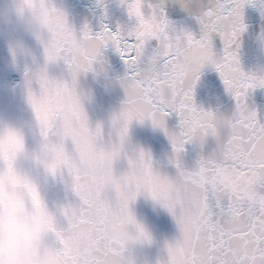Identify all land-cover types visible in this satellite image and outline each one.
Listing matches in <instances>:
<instances>
[{"label": "clouds", "instance_id": "9594fccd", "mask_svg": "<svg viewBox=\"0 0 264 264\" xmlns=\"http://www.w3.org/2000/svg\"><path fill=\"white\" fill-rule=\"evenodd\" d=\"M61 12L65 13L56 0L0 2V34L7 35L12 67L21 73L14 89L18 115H0V264H85L97 251L102 252L104 264H162L159 256L153 259L148 251L155 240L147 217L132 206L144 196L165 208L152 194L164 186L165 179L174 177L162 173L151 151L132 146L130 126L135 121L141 127L164 130L166 121L162 128L152 112L143 111L125 124L115 118L118 111L93 124L85 107L92 95L80 87L82 73L73 93L87 117L84 125L68 95L44 86L45 75L49 81L71 82L68 69L67 78L49 71L50 65L58 64L48 60V53L53 35H61ZM131 40L138 77L146 83L160 81L157 95L161 98L170 93L168 81H187L195 74L200 78L205 68L215 69L221 56L211 38L198 37L189 27L177 26L150 8L133 26ZM257 45L259 58H264V30ZM72 48L86 54L89 44L74 41ZM240 49L238 39L234 72L253 85L250 92L264 89V63L246 70ZM252 110L246 100L239 107L235 104L227 116L195 102V109L183 118V130L191 142L203 144L210 138L218 155L241 153L246 141L238 121ZM69 164L105 192V198L90 203L86 213L67 171ZM226 179L209 171L200 174L196 183L218 190L226 186ZM57 185H63V196L50 198ZM109 203L125 207L112 213ZM188 211L189 204L180 201L168 210L174 220ZM228 256L229 264H264V256L244 236L234 241Z\"/></svg>", "mask_w": 264, "mask_h": 264}, {"label": "snow or ice", "instance_id": "6c2138e0", "mask_svg": "<svg viewBox=\"0 0 264 264\" xmlns=\"http://www.w3.org/2000/svg\"><path fill=\"white\" fill-rule=\"evenodd\" d=\"M252 2L214 0L212 7L203 12L198 21L203 26L202 34L205 37L211 38L213 33H219L221 37L224 47L215 70L237 107L246 102L253 87L233 70L234 50L246 28L244 6ZM121 4L126 6L130 18L142 20L143 0H121ZM148 7L154 13L165 15L158 6L149 4ZM60 15L61 35H53L48 60L53 63L63 62L71 74V82L49 81L45 75L43 84L68 95L84 125L87 124V117L74 96L73 87L80 74L93 70V65L103 54L102 50L109 45L119 53L126 66L125 74L119 80L125 98L115 118L128 124L141 112L150 111L157 117L156 123L164 128L170 113L179 117L178 131L169 134L164 129L172 144V163L176 166L177 174L172 179H165L164 186L152 195L169 211L176 201L187 202L189 211L187 215L176 218L180 234L173 242H166L167 259L162 264H229V249L241 236L251 240L257 251L264 256V122L260 121L256 110L253 109L247 118L238 121L241 138L246 141L243 152L201 156L196 167L187 170L182 167L180 158L185 144L190 143L192 138L183 130V118L195 109L194 89L199 75L195 74L187 81H168L170 93L161 98L157 95L160 81L146 83L137 75L131 40L133 27L127 30L117 27L113 32L107 25H102L100 31L93 32L85 24L77 34L69 24L66 13L61 12ZM74 41H87L89 51L86 54L76 52L72 48ZM67 171L83 201L85 213L90 203L97 198H105L101 186L72 164H69ZM209 171L225 176L226 186L211 190L207 186L198 185L196 181L199 175ZM108 207L115 213L125 205L122 203L117 208L109 203ZM85 264H104L102 252L97 251L95 258Z\"/></svg>", "mask_w": 264, "mask_h": 264}, {"label": "water", "instance_id": "95a60500", "mask_svg": "<svg viewBox=\"0 0 264 264\" xmlns=\"http://www.w3.org/2000/svg\"><path fill=\"white\" fill-rule=\"evenodd\" d=\"M2 2V0H0ZM59 7L65 11L69 24L77 34L85 24L93 32L101 30L102 25H107L113 32L119 27L127 30L136 23L130 18L125 5L119 0H56ZM143 10H149L148 5L161 8L167 19L177 26L189 27L198 37L200 33L183 0H143ZM107 13V16L105 15ZM6 34H0V115L15 117L20 107L15 86L21 80V73L12 67L11 59L6 47ZM28 42L33 43L30 38ZM102 59L94 64V71L82 74L79 78L81 89L91 93V102H86L85 107L90 121L94 124L98 120H107L113 112L120 110L125 98L124 89L119 80L124 76L126 66L123 59L114 48L109 45L102 50ZM50 74L56 77H68L67 66L63 62L49 66ZM194 100L198 106L212 108L215 111L231 116L233 106L220 78L219 73L213 68H205L194 89ZM179 117L170 113L166 118L168 133L179 130ZM130 137L133 147L144 148L151 151L154 162L160 167L162 173L175 177L177 169L173 159L172 144L169 135L159 128L151 126L141 127L135 121L130 126ZM215 151V143L210 138L201 144L194 140L185 144L180 162L183 168L192 170L196 167L201 156L209 157ZM57 194L63 196V185H57L49 193L53 198ZM138 214L146 216L154 234V244L148 250L152 258L157 256L162 261L167 259L165 244L171 243L179 237V228L176 221L167 209L154 204L144 196L137 198L132 206Z\"/></svg>", "mask_w": 264, "mask_h": 264}]
</instances>
